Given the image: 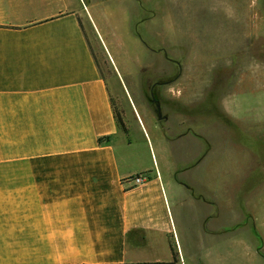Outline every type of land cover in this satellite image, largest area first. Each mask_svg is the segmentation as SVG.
<instances>
[{
    "label": "crops",
    "instance_id": "crops-1",
    "mask_svg": "<svg viewBox=\"0 0 264 264\" xmlns=\"http://www.w3.org/2000/svg\"><path fill=\"white\" fill-rule=\"evenodd\" d=\"M94 2L0 0V264H198L185 222L215 215L188 178L200 146L177 149L180 166L133 149L90 36Z\"/></svg>",
    "mask_w": 264,
    "mask_h": 264
},
{
    "label": "rangeland",
    "instance_id": "rangeland-1",
    "mask_svg": "<svg viewBox=\"0 0 264 264\" xmlns=\"http://www.w3.org/2000/svg\"><path fill=\"white\" fill-rule=\"evenodd\" d=\"M90 5L94 51L133 149L146 165L151 153L180 166L177 149L200 146L188 178L215 215L209 227L185 222L198 264H264V0ZM196 209L186 202L187 215Z\"/></svg>",
    "mask_w": 264,
    "mask_h": 264
},
{
    "label": "built area",
    "instance_id": "built-area-1",
    "mask_svg": "<svg viewBox=\"0 0 264 264\" xmlns=\"http://www.w3.org/2000/svg\"><path fill=\"white\" fill-rule=\"evenodd\" d=\"M145 177L146 175L143 173H136L133 174L131 176H129L128 178H126L127 181L133 182V184H141L142 182L145 181Z\"/></svg>",
    "mask_w": 264,
    "mask_h": 264
},
{
    "label": "trees",
    "instance_id": "trees-1",
    "mask_svg": "<svg viewBox=\"0 0 264 264\" xmlns=\"http://www.w3.org/2000/svg\"><path fill=\"white\" fill-rule=\"evenodd\" d=\"M115 113H116V119H117L118 124L120 125V127L122 128V130L124 132H127V129L124 125V122H123L120 114L117 111ZM99 140H101V138H99ZM143 264H160V263H143Z\"/></svg>",
    "mask_w": 264,
    "mask_h": 264
}]
</instances>
